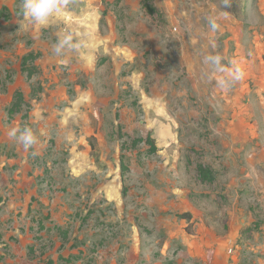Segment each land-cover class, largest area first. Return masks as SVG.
I'll return each instance as SVG.
<instances>
[{
  "label": "rangeland",
  "instance_id": "obj_1",
  "mask_svg": "<svg viewBox=\"0 0 264 264\" xmlns=\"http://www.w3.org/2000/svg\"><path fill=\"white\" fill-rule=\"evenodd\" d=\"M149 5L68 0L20 29L21 0H0V264H264V14ZM62 34L83 46L54 55ZM216 53L244 70L230 90L205 63ZM13 126L39 142L24 151Z\"/></svg>",
  "mask_w": 264,
  "mask_h": 264
},
{
  "label": "clouds",
  "instance_id": "obj_2",
  "mask_svg": "<svg viewBox=\"0 0 264 264\" xmlns=\"http://www.w3.org/2000/svg\"><path fill=\"white\" fill-rule=\"evenodd\" d=\"M222 9L231 7V0H220ZM68 7V0H21V21L20 29L26 24L45 26L50 20L62 14ZM227 12L222 11L217 18L208 20L212 32L221 29L218 22L220 18H226ZM83 42L73 43L71 34H62L56 43L52 45L53 54L56 56H66L68 53L77 51ZM224 57L220 53L205 57V63L210 66L211 75L217 73L224 74V78L218 80V86L224 90H230L237 82L244 78V70L235 60L231 61V67L226 68ZM8 137L19 144L24 151H29L39 142V138L34 129L30 126L11 127L7 133ZM33 155H36L33 152Z\"/></svg>",
  "mask_w": 264,
  "mask_h": 264
},
{
  "label": "trees",
  "instance_id": "obj_3",
  "mask_svg": "<svg viewBox=\"0 0 264 264\" xmlns=\"http://www.w3.org/2000/svg\"><path fill=\"white\" fill-rule=\"evenodd\" d=\"M149 1L151 0H144V6L145 9H147V11L150 14H153L154 9L151 5H149ZM41 57L40 53H35V52H31L28 55H26L23 58V62H22V70L24 73L27 74V76L29 78H32L33 76H35L36 74H38L39 69L38 67L35 65V62ZM24 96L21 92H17L15 97H14V102L11 105V108L9 109V117L13 118L16 114H18L21 110V106L24 103ZM147 144H149L150 146V154H154L155 152H157V147L154 143V141L151 138H148L146 140ZM199 171V177L201 178L202 182H213L214 178L211 177V173L209 171H207L204 167H199L198 169ZM183 217L185 218H190V215H183Z\"/></svg>",
  "mask_w": 264,
  "mask_h": 264
},
{
  "label": "crops",
  "instance_id": "obj_4",
  "mask_svg": "<svg viewBox=\"0 0 264 264\" xmlns=\"http://www.w3.org/2000/svg\"><path fill=\"white\" fill-rule=\"evenodd\" d=\"M253 3H254V7H255V10H253V8H252L253 16L257 13H258L257 15L262 16V14H264V0H253ZM254 22H255V20H254ZM262 32L263 31H258V33L260 35L259 38L260 39L262 38L263 40H261V41H264V38H263L264 34ZM262 49L264 50V45H263Z\"/></svg>",
  "mask_w": 264,
  "mask_h": 264
}]
</instances>
